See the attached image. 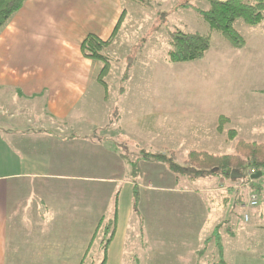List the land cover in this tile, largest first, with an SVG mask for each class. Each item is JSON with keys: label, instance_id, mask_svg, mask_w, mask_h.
<instances>
[{"label": "crops", "instance_id": "obj_1", "mask_svg": "<svg viewBox=\"0 0 264 264\" xmlns=\"http://www.w3.org/2000/svg\"><path fill=\"white\" fill-rule=\"evenodd\" d=\"M123 8L121 0H27L0 30V264L81 262L99 230L113 228L109 264L116 246L135 224L143 244L142 239L155 246L174 244L177 235L189 240L186 264H213L221 258L231 264L228 256L237 253L231 241L239 236L247 241V253L234 262L242 256L264 263V226L251 223L249 213V207L260 204L252 190L254 182L214 176L203 178L208 183L198 193L180 189V176L165 164L141 160L137 171L130 153L115 145L117 139L144 144L142 137L127 136L128 130L140 131V126L149 124V132L156 133L167 113L179 112L177 97L172 111L157 108L135 115L115 105L100 120L96 93L99 86L108 93L109 84L100 82L103 67L85 56L82 44L90 34L109 38ZM227 47L224 52L231 54ZM243 76L242 70L239 78L236 75L241 85ZM256 78L260 80L258 74ZM256 78L251 75L250 80ZM262 88L229 107L216 100V93L205 98L207 123L214 125L224 116L239 133L243 128L264 133ZM120 92L124 95L123 88ZM194 109L192 113L199 108ZM114 130L125 133V140L110 134ZM162 137L153 135L150 143L160 144ZM166 196L190 197L181 205L187 210L181 230L177 223H162L174 204ZM254 197L259 198L256 206L251 204ZM175 203L181 207L179 200ZM239 208L243 211L237 212ZM235 214L246 227L233 226ZM211 246L218 260L203 258ZM161 255L135 262L145 264L149 259L155 264Z\"/></svg>", "mask_w": 264, "mask_h": 264}, {"label": "rangeland", "instance_id": "obj_2", "mask_svg": "<svg viewBox=\"0 0 264 264\" xmlns=\"http://www.w3.org/2000/svg\"><path fill=\"white\" fill-rule=\"evenodd\" d=\"M121 1L123 10L127 11L125 23L112 45L103 52L104 55L110 57L112 69L106 79L107 84H109L108 93L102 86H99L100 92L96 93L97 95L100 94L98 107L101 115L100 120L103 119L105 112L114 110L115 105L131 109L135 115L146 114L157 108L172 111L176 107L173 103V99L175 102L176 97L180 101V106L177 110L179 112L175 111L169 116H167L168 113L166 114L163 125L156 133L149 132V124L140 126V131L136 130L135 127L126 129L129 131L126 133L127 136L142 137L145 141L144 144H124L117 139L119 142V144H115L117 148L120 151H128L133 162H136V158H139L137 162L145 160L143 158L145 152L160 154L173 151L175 162L182 166L185 165L190 151L225 155L234 154L236 144L240 140L264 144V133H254L247 128L241 129V133H239L230 124L231 119L228 117H225L227 120L222 131L218 130L222 116L216 124L209 125L207 123L209 120L208 113L204 107L205 98L210 95L213 96L215 93L219 95L216 100H222L223 106L228 105L229 107L236 105L235 102L240 97H248L250 91L263 89L264 23L251 26L242 19L235 22V29L246 40V45L242 48L235 49L225 41L221 34L213 33L211 48L202 60L186 64H170L166 57L171 32L179 29L191 34H207L209 26L201 14L210 8L209 2L207 0H151L149 6L141 7L131 1ZM225 46L233 50L231 54L224 52ZM99 64L101 68L104 66L103 62H99ZM241 70L245 80L243 85L236 77L237 75L239 78ZM257 74L261 81L256 78ZM251 75L256 78L254 82L250 80ZM125 77L127 79H124ZM258 80L260 84H254L258 83ZM247 81L251 83L249 84ZM121 88L124 89V95H121ZM106 97H108L107 101ZM194 108H199V111L192 113V110H196ZM128 118L131 119L130 117L125 119L128 120ZM231 131L236 133L234 138H231ZM116 132L114 130L110 134L114 135ZM208 132H210L209 136ZM156 134L162 135L163 140L160 144H151V137L157 136ZM124 136L125 133H118L116 137L125 140ZM248 182H254L255 186L252 187V190L256 191L260 198L259 206L249 207L251 210L249 213L252 216L251 223L257 221L264 226V217L260 216V212L264 213V175L257 179L249 177ZM207 183L208 181L203 178L194 181L183 174L180 175L179 188L198 193V190L205 189ZM189 198L166 196V201L174 202V204L163 216L162 223L169 226L172 223H177L178 230L184 228L187 210L183 209L181 205L185 204L184 199ZM259 198L257 199L259 200ZM177 200H179L181 207H175ZM247 202L248 195L244 194L243 203L247 204ZM239 210L243 211L239 208L237 212ZM172 213L175 214V217ZM231 221L234 222V227L237 225L247 226L243 220L240 221L237 214L233 215ZM236 230L238 231L239 228ZM57 231L52 230L53 234ZM105 233L104 229L99 230L89 258L86 260L87 264L92 262L100 264L103 260L104 250L100 243L106 236L107 238L103 243L108 239L109 235ZM181 234L183 233L181 232ZM176 237V241L173 240L174 244L171 242L165 244L164 242L163 245L155 246L147 242L146 239H142L144 240L143 244L137 233V225L135 224L134 228L131 225L128 237L116 246L117 252L109 264H138V261L135 262V258L140 261L143 257H150L153 254H163L155 260V264H186V255L190 247L189 240L182 238V235ZM231 242L235 243L234 248L237 252L233 256H228L231 264H264L261 261L242 260V256L234 262L236 257L247 253L244 248L247 246V241L239 236L237 240ZM253 253L257 254L259 251ZM214 255L216 253L212 247V250L207 251L203 258H212L215 261L218 257L214 259ZM144 262L145 264L151 263L149 259ZM78 263L80 262L75 260L46 261V264Z\"/></svg>", "mask_w": 264, "mask_h": 264}, {"label": "trees", "instance_id": "obj_3", "mask_svg": "<svg viewBox=\"0 0 264 264\" xmlns=\"http://www.w3.org/2000/svg\"><path fill=\"white\" fill-rule=\"evenodd\" d=\"M141 7L150 5L151 0H127ZM210 8L202 12V18L209 26V32L204 35L186 33L182 30L171 32L169 48L166 60L170 64H185L202 59L211 48L212 34L219 33L223 38L236 48L246 45L244 37L235 29V22L239 19L251 26L264 23V0H207ZM27 0H0V30L7 25L11 18L19 12ZM127 11L124 10L111 36L103 39L95 34H90L82 44V50L89 59L103 62L99 80L106 85L105 79L112 69L110 57L103 54L104 50L112 45L125 22ZM227 118L222 116L218 130L222 131ZM233 133V134H232ZM233 136V137H232ZM236 136L231 131V138ZM144 159L150 162H159L167 166L169 171L177 176L186 174L190 179L222 176L231 179L233 171L242 175L256 171V174L264 175V144L256 142L238 141L234 154L214 155L208 152L190 151L185 165H179L174 160V152L150 154L145 152ZM135 170L139 169V162H132ZM251 176V175H250ZM244 178V181H248ZM138 202V201H137ZM138 204V203H137ZM116 229H108V239L101 244L104 250L103 260L100 264H106L109 246L114 239ZM91 242L83 260L80 264H87L90 251L93 247ZM91 264H95L92 262ZM213 264H228L224 258Z\"/></svg>", "mask_w": 264, "mask_h": 264}, {"label": "water", "instance_id": "obj_4", "mask_svg": "<svg viewBox=\"0 0 264 264\" xmlns=\"http://www.w3.org/2000/svg\"><path fill=\"white\" fill-rule=\"evenodd\" d=\"M250 177L251 179H257V178H260L262 176V173H258V174H255V175H249V174H246V175H242L240 173H238L237 171H233L232 173V176H231V179L232 180H236V179H244V178H247V177Z\"/></svg>", "mask_w": 264, "mask_h": 264}, {"label": "built area", "instance_id": "obj_5", "mask_svg": "<svg viewBox=\"0 0 264 264\" xmlns=\"http://www.w3.org/2000/svg\"><path fill=\"white\" fill-rule=\"evenodd\" d=\"M256 171H251V173L249 175H255ZM252 206H256L258 205V200L256 199V197H254L253 201L251 202Z\"/></svg>", "mask_w": 264, "mask_h": 264}]
</instances>
